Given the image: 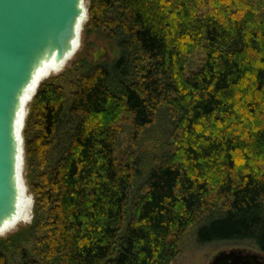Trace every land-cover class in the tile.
I'll use <instances>...</instances> for the list:
<instances>
[{
    "label": "trees",
    "instance_id": "obj_1",
    "mask_svg": "<svg viewBox=\"0 0 264 264\" xmlns=\"http://www.w3.org/2000/svg\"><path fill=\"white\" fill-rule=\"evenodd\" d=\"M87 1L86 31L107 29L121 54L91 64L69 103L55 82L82 58L40 85L24 129L33 217L0 237V264L32 239V264H171L203 221L200 243L264 253V0ZM162 111L174 146L137 186L141 156L116 154L121 125L137 139Z\"/></svg>",
    "mask_w": 264,
    "mask_h": 264
},
{
    "label": "water",
    "instance_id": "obj_2",
    "mask_svg": "<svg viewBox=\"0 0 264 264\" xmlns=\"http://www.w3.org/2000/svg\"><path fill=\"white\" fill-rule=\"evenodd\" d=\"M86 0H0V234L20 217L24 185V104L51 68L75 54ZM100 45L92 63L110 60ZM209 264H264V253L231 249Z\"/></svg>",
    "mask_w": 264,
    "mask_h": 264
},
{
    "label": "rangeland",
    "instance_id": "obj_3",
    "mask_svg": "<svg viewBox=\"0 0 264 264\" xmlns=\"http://www.w3.org/2000/svg\"><path fill=\"white\" fill-rule=\"evenodd\" d=\"M88 1L86 0V7L88 9L87 18L83 23L81 34H80V45L75 52V54L60 68L56 73L52 74L49 78L60 77L67 72L68 69L74 67V62L77 59H81V63L76 67L74 73L69 74L63 78H60L55 83L61 86L65 92L67 102H71L73 93L78 87V81L82 79V77L86 76L90 71V65L92 63V52L95 51L100 45L106 46L109 50L110 60H104L100 62L101 64H109L113 65V62L117 61L121 54V47L119 46L118 39L115 40L113 35L110 34L105 28L101 29H90L86 31L85 25L89 21V8ZM203 57L200 54L194 55L189 58L188 64V72L197 71L202 64ZM113 75V74H112ZM46 79V80H47ZM45 81V80H44ZM43 81V82H44ZM35 98V97H34ZM33 98V100H34ZM28 103L26 107V121L30 115L32 103ZM127 119V118H126ZM124 120L121 125V134L119 136V141L117 145L116 154L119 160H122L127 151L134 149L138 152L142 159L141 165V176L137 180V186L142 184L145 179V172L148 169L154 168L158 166L163 159H165V155L168 150L173 148L174 140L172 139V135L170 132H174V126L172 122L165 114V112H160L156 117L155 122L147 126L143 129L141 135L137 138H133V132L131 131L130 120ZM36 122V121H34ZM33 127V133L35 131V123ZM26 126V124H25ZM24 144H25V136ZM52 150V154L50 157V163L53 164L57 157L58 148ZM25 150V148H24ZM23 174H24V185L27 190L28 198L31 201V205H33L34 195L31 192L29 184L26 179V161H25V152H24V166H23ZM30 211L33 213L32 207ZM33 216H29L22 220L16 227L7 230L5 233L0 234V237H5L9 234L16 232L20 227L28 225L32 221ZM47 217V216H46ZM215 218L218 217V214L214 215ZM213 217V218H214ZM207 221H203L199 225L191 227L186 233L183 242L181 244L179 254L176 258L171 262V264H209L218 254L223 251H229L231 249H245L250 252L262 253L260 249L256 246V244L252 241H242V242H233V241H215L209 243H200L198 239V230L202 224H205ZM38 248V240L32 239L27 243L22 242L18 244L6 252L9 264H27L23 258V254L21 253L22 249H26L27 259L32 264L35 261H39L35 254V249ZM40 248V247H39ZM38 249H36L37 251Z\"/></svg>",
    "mask_w": 264,
    "mask_h": 264
},
{
    "label": "bare ground",
    "instance_id": "obj_4",
    "mask_svg": "<svg viewBox=\"0 0 264 264\" xmlns=\"http://www.w3.org/2000/svg\"><path fill=\"white\" fill-rule=\"evenodd\" d=\"M214 10V9H213ZM215 11V10H214ZM222 15V14H221ZM226 17V16H225ZM224 17V18H225ZM247 18V16H246ZM233 19V18H232ZM219 20V19H218ZM221 21V20H220ZM225 21V20H224ZM231 21V20H230ZM223 22V21H222ZM253 25V24H252ZM263 27V26H262ZM79 47V46H78ZM58 70L56 68H51L49 70H47L46 72L42 73L40 75V82L38 84L37 87H35L34 91H31L30 94H29V100H27V102L24 104V108H23V114H25V117L27 116V113H26V107L28 105L29 102L32 101V99L34 98V96L36 95L37 93V90L40 86V84L46 80L47 78H49L52 74L56 73ZM32 207L31 205V201L30 199L28 198V195H27V190L26 189H23V193H22V196H21V200H20V217L19 219L16 221V224L12 225L9 229L11 228H14L16 227V225H18L20 222H22V220L26 219L29 214L30 216H32V212L30 211V208ZM8 229V230H9ZM5 233V232H4ZM3 234V233H2Z\"/></svg>",
    "mask_w": 264,
    "mask_h": 264
}]
</instances>
